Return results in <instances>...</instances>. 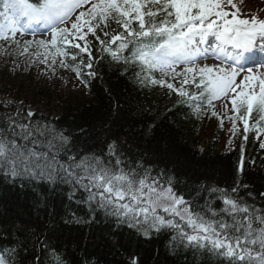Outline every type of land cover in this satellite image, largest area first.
Here are the masks:
<instances>
[{
	"label": "snow or ice",
	"instance_id": "6c2138e0",
	"mask_svg": "<svg viewBox=\"0 0 264 264\" xmlns=\"http://www.w3.org/2000/svg\"><path fill=\"white\" fill-rule=\"evenodd\" d=\"M37 26L47 39H35L44 35ZM18 33L33 39L21 46ZM210 37L211 52L201 47ZM0 41L53 74L57 67L72 71L86 87L100 61L121 64L141 87L166 89L197 119L217 116L215 102L222 100L233 133L239 122L245 140L249 131L257 139L264 134V18L242 14L235 0H0ZM207 59L219 64L201 66ZM34 117L31 110L0 116V175L62 193L64 223L92 227L103 214L117 226L167 239L173 253L190 252L192 264H264V204L245 199L238 184L200 185L186 198L171 174L154 170L124 142L84 151ZM37 205L47 208L39 193ZM0 240L12 241L0 249V264H67L54 229L13 223L0 226Z\"/></svg>",
	"mask_w": 264,
	"mask_h": 264
},
{
	"label": "trees",
	"instance_id": "16d2710c",
	"mask_svg": "<svg viewBox=\"0 0 264 264\" xmlns=\"http://www.w3.org/2000/svg\"><path fill=\"white\" fill-rule=\"evenodd\" d=\"M96 71V78H90L87 87L83 84L81 93L63 97L34 76L26 74L16 83L0 68V94L37 102L42 111L34 118L56 125L84 151H106L113 140L124 142L126 150L154 170L171 174L186 198L187 191L200 185L238 184L245 199L254 200L257 207L264 204V148L255 131L246 133L247 140L236 133L228 149H221L227 131L213 117L197 119L185 106L174 105L176 96L165 95L166 89L141 87L131 68L125 70L121 64L100 61ZM15 110L0 104V116L15 115ZM38 193L47 208L38 207ZM61 195L45 194L39 185H14L0 175V226L17 223L37 231L54 229L55 243L67 264H131L133 259L137 264H192V254L173 253L167 239L117 226L103 214L92 227L64 223ZM68 203L64 195L63 204ZM11 245L10 240H0V249Z\"/></svg>",
	"mask_w": 264,
	"mask_h": 264
},
{
	"label": "rangeland",
	"instance_id": "374dc122",
	"mask_svg": "<svg viewBox=\"0 0 264 264\" xmlns=\"http://www.w3.org/2000/svg\"><path fill=\"white\" fill-rule=\"evenodd\" d=\"M241 9L242 14H256L260 18H264V5L259 0H235ZM19 39V38H17ZM21 46L25 40H19ZM12 51L6 50L4 47H0V68L5 70L7 74L11 76L12 79H15L16 83L23 78L24 75L28 74V77H33L35 79H40L44 83V85L50 86L55 92L59 94V96L66 97L69 94L77 96V94L82 92V84L80 79H78L70 70L56 68L55 74L51 72L47 68L46 65L40 64L39 62L31 63L30 61L34 60L35 57L31 55H20L19 49L16 45L13 46ZM31 52V50H30ZM215 65L212 62L206 61L201 64ZM14 98L8 96L6 94H0V104L4 108L12 107L15 108V112L19 110L21 113H26L31 110L34 113L41 110V105L37 104V102L33 100H25L22 98L15 97ZM216 111L218 115L216 117L223 118L224 128L227 131V138L224 136V140L221 143V149L227 150L230 146V137L233 134L232 131V122L227 119L228 115L232 113L229 110H226L223 107V101H216ZM42 111V110H41ZM238 128L242 126V123L237 124ZM262 139V135L260 136ZM260 141H258V145H260Z\"/></svg>",
	"mask_w": 264,
	"mask_h": 264
},
{
	"label": "bare ground",
	"instance_id": "6f19581e",
	"mask_svg": "<svg viewBox=\"0 0 264 264\" xmlns=\"http://www.w3.org/2000/svg\"><path fill=\"white\" fill-rule=\"evenodd\" d=\"M254 1V0H253ZM261 3H263V5H264V0H259Z\"/></svg>",
	"mask_w": 264,
	"mask_h": 264
}]
</instances>
